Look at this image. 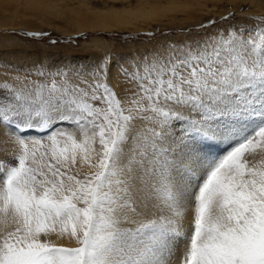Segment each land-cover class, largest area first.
<instances>
[{
	"label": "snow or ice",
	"instance_id": "6c2138e0",
	"mask_svg": "<svg viewBox=\"0 0 264 264\" xmlns=\"http://www.w3.org/2000/svg\"><path fill=\"white\" fill-rule=\"evenodd\" d=\"M111 70L105 56L74 81L67 72L39 71L50 85L17 77L22 87L0 105V126L48 132L30 154L18 137L21 154L0 162L2 210L15 223L0 240V264H168L180 237L190 239L181 264H264V39L209 37L197 54L131 76L135 88L122 96ZM249 112L257 128L202 168L198 138ZM175 121L186 126L177 132ZM255 155L259 164L248 159ZM78 158L94 171L70 175ZM188 169L200 172L188 178L190 238L182 223ZM48 233L79 246L51 245L41 239Z\"/></svg>",
	"mask_w": 264,
	"mask_h": 264
},
{
	"label": "rangeland",
	"instance_id": "374dc122",
	"mask_svg": "<svg viewBox=\"0 0 264 264\" xmlns=\"http://www.w3.org/2000/svg\"><path fill=\"white\" fill-rule=\"evenodd\" d=\"M6 1L8 2L6 5L0 4V105L7 104L13 95V90L22 87L17 77H26L28 80L50 85L51 78L47 75L39 76V71L45 73L67 72L69 78L74 81V73L80 70L90 71L96 62L107 56L112 64L110 86L113 91L121 93L122 96L124 89L135 88V84L130 82L131 76H142L145 68L159 67L169 62L174 63L177 60L187 58L189 53L197 54L209 37L213 41H220L221 43L224 41L234 43L241 37L248 39L249 36L254 38L257 43L264 39V34L257 31L259 28H264V0H213L214 2L201 0L200 4H193L190 6L191 8L188 7L184 11L181 9V12L174 13L171 17L169 15L167 18H160L155 23L142 27L141 30L110 32L92 30L78 34H69L70 29H72L69 20L70 17L72 19V16L68 11L70 8H79V1H87L88 6L93 10H103L101 8L104 7L103 3H105L107 9L104 11H119L134 7L136 0H117L115 2L111 0H72L66 2V7L63 6L64 2L60 0L58 7L51 5L52 11L46 10L45 1L40 0L42 3L40 6L42 8L45 6L44 10L47 11L42 13H34L25 9L28 7L24 5L25 8L16 7L17 2L15 1ZM149 2L157 3L158 0H150ZM159 2L164 4L165 0H159ZM209 20L215 21V23L207 28L200 27L202 23L207 24ZM30 32L47 33V35L28 36L27 33ZM233 32L235 37L230 35ZM52 41H56V43L53 44ZM249 70L252 69L249 68ZM29 73L31 75H28ZM80 74L83 75V71ZM57 79L59 80V78ZM5 84L11 87L4 88ZM228 118L226 119L239 121L237 128L245 131L244 134H247L251 128L257 125L255 121H252V116L249 115ZM174 123L177 132L186 126L182 121H175ZM217 125H213V127L217 129ZM0 127L6 129L0 131V133L5 134L3 142L17 144L19 149L17 152L7 155L4 161L0 160L5 164L21 154L22 149L18 144V137L25 139L30 154L32 150L39 147L34 143V140L48 135L47 131L41 132L37 129L19 132L13 125ZM140 127L151 129L153 125L143 123L140 124ZM256 128L257 126L253 129ZM237 137H226L222 142L217 140L218 145L224 147V144L235 141ZM231 148L225 147L221 149V152L228 151V149L230 151ZM201 157L206 158L207 152ZM249 160L254 164L260 162L259 160L257 162L256 158ZM93 171L94 169L89 168L87 164L80 162L79 158L78 163L68 169L70 175L77 173L88 175ZM192 208L194 209L193 205ZM0 218H2L0 222V240H2L7 231L14 230L15 223L10 215L7 216V220L5 219L4 211L0 212ZM182 223H186L185 225L189 226L191 231L193 221ZM45 240L51 245L66 247L62 244H55L50 239ZM187 240L181 238L184 243ZM78 246L77 243V245L67 247ZM169 260L172 261L173 259L169 258ZM170 264L180 263L170 262Z\"/></svg>",
	"mask_w": 264,
	"mask_h": 264
},
{
	"label": "bare ground",
	"instance_id": "6f19581e",
	"mask_svg": "<svg viewBox=\"0 0 264 264\" xmlns=\"http://www.w3.org/2000/svg\"><path fill=\"white\" fill-rule=\"evenodd\" d=\"M9 1H15L17 2V6H26L34 13H42L47 12L44 10L46 6V10L52 11L53 9L50 8L53 4L54 7H58L60 5V0H43L45 1V6L42 8L40 5L42 4L40 0H9ZM64 2V5L66 7V2H70L72 0H61ZM112 2H115L117 0H111ZM150 0H136V4L134 7H130L129 10H107L106 4L103 3V10H93L88 6L87 1H79V8H70L68 12H70L72 19L70 17V24L72 25L71 31H69V34H78L82 33L84 31H92V30H99L102 32H110V31H128L131 29L141 30L144 26H149L152 23H155L160 18H167L169 15H174V13H178L184 10H187L188 7L192 6L193 4H200L201 0H165L164 4H161L158 0L157 3H150ZM205 1H213V0H205ZM214 2V1H213ZM8 3L6 0H0V4L6 5ZM91 3V2H89ZM206 3V2H205ZM216 3V2H215ZM24 5V6H23ZM62 7V6H61ZM191 8V7H190ZM56 10V9H55ZM59 10V9H58ZM60 11V10H59ZM31 13V12H30ZM55 13V12H53ZM57 13V12H56ZM32 14V13H31ZM62 14V13H61ZM188 15V14H187ZM35 16V15H34ZM37 16V15H36ZM69 18V17H68ZM73 23V24H72ZM68 31V30H67ZM66 32V31H65ZM1 99V98H0ZM242 115H249L252 116V121H255L257 125L259 124V118L249 112ZM233 118V117H230ZM229 119V118H228ZM234 123H231L227 126H224L222 124L217 125V131L212 139H206L201 140L198 138V156H203L204 153L207 152V157L205 158L204 163L201 165V167H205L209 162H213L216 160H219L218 157L222 155H226L229 149L237 142V139L233 142H229V144H224V147H221L218 145V141H223L226 137L231 138L232 136H239L238 134L245 133V131H241L237 128V120H233ZM216 125V124H214ZM256 125V126H257ZM254 126V127H256ZM253 127V128H254ZM253 128H251L247 134L253 132ZM252 131V132H251ZM5 136L4 133H0V160L4 161L5 158H7V155H11L15 152H17L18 145L17 144H11V143H4L3 137ZM222 145V144H221ZM178 146V145H177ZM228 147V151L221 152V149ZM171 151V149H170ZM253 159V156H249ZM248 157V159H250ZM170 159L172 157H169ZM255 158L261 162L262 157L260 155H255ZM258 162V163H260ZM173 175L175 176L176 173L174 172ZM181 175L185 176V184H188V178L191 177V179L194 181L199 175L200 172L192 169H188L186 173H181ZM193 190V185L188 184L187 191L185 192V200L186 205L183 209V219L182 222H194V216H195V199L193 196L190 195V193ZM194 206V209L192 207ZM3 193L0 192V212L3 210ZM2 221V218H0V222ZM186 223H183L185 234L186 236L191 235V231L189 229V226L185 225ZM193 225V224H192ZM58 233V232H57ZM181 238L185 240L184 237H180L178 240H176L174 244V251L171 254L172 261L170 262H179L181 264L182 256L184 252L186 251L187 243L190 244V239L187 240L186 243L181 241ZM41 239H50L55 244H62L67 246H74L77 245V241L75 239L70 238L69 236L65 235L63 237H59L57 234L48 233L45 235H42ZM184 243V244H182ZM180 257L181 259H178Z\"/></svg>",
	"mask_w": 264,
	"mask_h": 264
}]
</instances>
